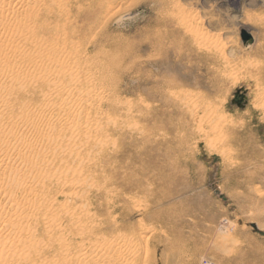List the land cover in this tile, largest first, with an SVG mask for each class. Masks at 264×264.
Segmentation results:
<instances>
[{"label":"rangeland","instance_id":"rangeland-1","mask_svg":"<svg viewBox=\"0 0 264 264\" xmlns=\"http://www.w3.org/2000/svg\"><path fill=\"white\" fill-rule=\"evenodd\" d=\"M46 11L79 30L104 94L84 112L96 127L81 134L108 155L81 162L68 151L41 166L35 238L10 254L1 210L0 264H264V0H60ZM35 94L30 104L42 102ZM45 210L54 234L40 228ZM225 218L239 242L229 255L217 243Z\"/></svg>","mask_w":264,"mask_h":264},{"label":"bare ground","instance_id":"bare-ground-1","mask_svg":"<svg viewBox=\"0 0 264 264\" xmlns=\"http://www.w3.org/2000/svg\"><path fill=\"white\" fill-rule=\"evenodd\" d=\"M59 2L60 0H0V36L6 35L4 41H0V200L2 201L0 211L4 208L7 212L10 211L6 219L2 221L3 226L10 230L9 242L12 243L9 244L10 246L8 247L10 254H12L11 251L16 252L25 250L20 244L21 239L25 240L26 244H28L35 238L31 230L32 226L35 225L34 217L36 209L39 208L41 211L44 210L42 206H38L39 195L37 192L38 187L43 185L46 180L42 179L38 174L41 166L44 163H49L54 156L66 157L68 151L76 153V156L79 157L81 162H83L87 154V157L95 156L96 154L99 156L98 152H101L102 154L100 155L102 158H106V154L108 155V153L104 152L105 147H101L102 144L98 142L101 138L96 139L97 137H94L99 145H101V148H98L99 150L101 149V151L98 150L97 153L93 154L94 152H92V149H94V146L90 147L88 143L89 139L81 134L83 130L89 127H96V120H93L94 118L92 119L93 121L89 119L85 120L86 116L84 112L86 109L90 108L92 104L96 103L97 105V103H99L100 95L103 94V90L91 86V79L94 76L93 69L91 68L93 65L87 63L89 55L86 54L83 45L75 40V35L79 30L75 29V25L67 24L65 20H59L60 22L56 24L58 16L55 12L46 11V8L53 9ZM42 46L44 47L43 51H41ZM36 92L41 94L42 102L37 105H33V103L30 104L29 99L34 97ZM40 94L38 96H40ZM192 108L197 110L202 107L200 102H197ZM202 110H207V107ZM192 113V115L196 116L195 114L198 112L195 114L194 112ZM203 114L204 113L201 112V115ZM49 115L50 117H48ZM204 115L202 117H204ZM84 117L85 119H83ZM205 117H208V115ZM67 119H69V122L66 124L69 125V128H76L75 138L72 137V139H70L71 137H67V126L61 128L60 122L66 121ZM207 120L208 118L205 119V121ZM199 125L197 127H199ZM197 127L195 128L198 130ZM204 129V132L207 133L206 128ZM211 129L212 128H210V130ZM207 130L209 131V129ZM204 132L202 131L201 133ZM209 136L210 135H208V137ZM61 138H69L66 146L62 147V145L59 144L58 141ZM208 140L210 142L209 144L214 145L213 137L210 136ZM240 140H242V138ZM229 141L230 140H228V142ZM202 142H204V140ZM95 144L97 145V143ZM105 145L107 144L104 142V146ZM89 147L90 149L88 150ZM209 147L211 148V146ZM105 149L107 152V148ZM217 153L218 152H216V154ZM224 153L223 151L222 155H224ZM112 158L102 163L109 165L108 161H113ZM213 160H215L214 157ZM117 162L116 159L115 162L111 164L114 171L117 169ZM64 164L69 165V160ZM103 164L98 166L95 162L94 167L103 171V166L105 165ZM9 167H15L16 171L10 172ZM93 170L94 169L89 171L90 176H94L93 174L95 172L92 173ZM113 179H115V177ZM6 185L10 186V189H1ZM98 188L100 189V187ZM85 206L86 205H84V208ZM14 213H19L23 219L15 220L13 217ZM47 213L48 211L45 210L42 218L43 223L40 225V228L44 233L49 231L53 233L54 222ZM96 226H98V224ZM94 231L95 226L93 233H95ZM96 235L98 234H95L94 238L97 239ZM101 236L104 237L102 233ZM101 236L99 237L98 235V238H101ZM105 238L107 237H104V240L108 242L110 240L111 243V239L107 240L108 238ZM113 238L116 239L117 237L113 236ZM96 239H94L93 245H95ZM138 239L140 240L139 237ZM102 240L101 242H105ZM115 241L118 242V240ZM126 242L128 241L126 240ZM144 243L146 245V242ZM108 244L105 242L104 245L108 246ZM142 244L143 242L141 246ZM69 245L70 244L66 246L68 247ZM58 246L60 249L62 247L61 251L63 253L66 251V247H64L65 244L62 245V243H59ZM98 246L99 245H97V247ZM118 246L120 247V245ZM118 246H116V248ZM28 247L29 245H27V248ZM42 247L39 245L37 246L39 250ZM113 248L112 250L116 249ZM143 249L146 250V248ZM100 250L103 251L104 249ZM127 252L129 254V251H126V253ZM134 252L132 253L134 254ZM10 254L7 253V255ZM125 254L122 252L121 255L120 253V257L122 256L123 258ZM128 254H126L127 258L124 257L125 261L128 259ZM9 257L11 260L13 259L12 256ZM120 257L118 256V258ZM132 257L134 258L135 256L132 255ZM131 258L129 259L131 260ZM21 259V256H16L13 260L18 262L21 261ZM128 262L129 260H127V263Z\"/></svg>","mask_w":264,"mask_h":264},{"label":"clouds","instance_id":"clouds-1","mask_svg":"<svg viewBox=\"0 0 264 264\" xmlns=\"http://www.w3.org/2000/svg\"><path fill=\"white\" fill-rule=\"evenodd\" d=\"M235 225L232 221L225 218L217 229V243L221 246L220 250L225 255L231 254L235 247L238 246V240L234 237L233 232Z\"/></svg>","mask_w":264,"mask_h":264},{"label":"built area","instance_id":"built-area-1","mask_svg":"<svg viewBox=\"0 0 264 264\" xmlns=\"http://www.w3.org/2000/svg\"><path fill=\"white\" fill-rule=\"evenodd\" d=\"M201 264H216V263L209 261V260H206V261L202 262Z\"/></svg>","mask_w":264,"mask_h":264}]
</instances>
